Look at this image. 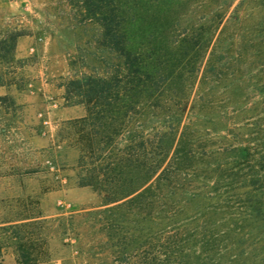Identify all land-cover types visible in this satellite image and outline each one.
Wrapping results in <instances>:
<instances>
[{"label":"trees","instance_id":"1","mask_svg":"<svg viewBox=\"0 0 264 264\" xmlns=\"http://www.w3.org/2000/svg\"><path fill=\"white\" fill-rule=\"evenodd\" d=\"M205 1H58L95 33L88 72L65 86L85 114L60 135L76 153L77 186L151 230L143 264H222L229 228L264 215V84H231L248 75L235 66L248 65L239 52L259 51V32L239 41L236 0ZM20 36L0 40L12 61Z\"/></svg>","mask_w":264,"mask_h":264},{"label":"rangeland","instance_id":"2","mask_svg":"<svg viewBox=\"0 0 264 264\" xmlns=\"http://www.w3.org/2000/svg\"><path fill=\"white\" fill-rule=\"evenodd\" d=\"M58 1L0 0V40L21 35L13 61L0 51V264H143L151 230L137 231L132 215H110L105 210L116 204L77 186V156L60 135L64 121L85 114L67 103L65 86L88 72L81 58L92 50L86 42L95 33L75 26L71 10ZM240 1L231 24L241 25V42L251 28L258 30L259 51L239 52L248 65L235 69L248 75L231 84H264V0L236 8ZM235 227L228 231L230 260L222 264H264V215Z\"/></svg>","mask_w":264,"mask_h":264}]
</instances>
